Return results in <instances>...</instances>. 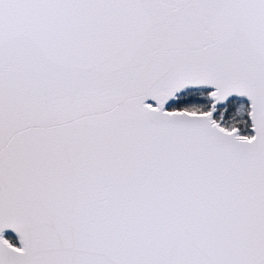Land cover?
I'll return each mask as SVG.
<instances>
[{"label": "snow or ice", "instance_id": "1", "mask_svg": "<svg viewBox=\"0 0 264 264\" xmlns=\"http://www.w3.org/2000/svg\"><path fill=\"white\" fill-rule=\"evenodd\" d=\"M0 264H264V0H0Z\"/></svg>", "mask_w": 264, "mask_h": 264}]
</instances>
